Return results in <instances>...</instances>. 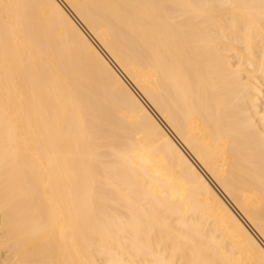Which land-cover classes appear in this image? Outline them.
Returning a JSON list of instances; mask_svg holds the SVG:
<instances>
[{
  "label": "bare ground",
  "instance_id": "obj_1",
  "mask_svg": "<svg viewBox=\"0 0 264 264\" xmlns=\"http://www.w3.org/2000/svg\"><path fill=\"white\" fill-rule=\"evenodd\" d=\"M0 264H264V0H0Z\"/></svg>",
  "mask_w": 264,
  "mask_h": 264
}]
</instances>
